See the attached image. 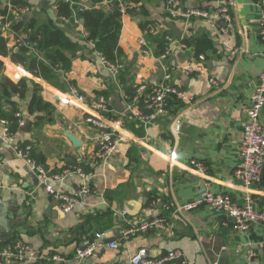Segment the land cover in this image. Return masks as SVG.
Here are the masks:
<instances>
[{
	"label": "crops",
	"instance_id": "0c3cea01",
	"mask_svg": "<svg viewBox=\"0 0 264 264\" xmlns=\"http://www.w3.org/2000/svg\"><path fill=\"white\" fill-rule=\"evenodd\" d=\"M59 1L28 0L29 11L18 15L17 20L30 25L34 32L53 25L79 46L70 69L59 71L62 88L34 76L24 65L15 62L13 54L19 51L16 33L12 27L3 32L9 55L0 57L4 64L0 69V108L10 113L15 104L22 122L11 139L6 137L8 125L0 122V198L12 203L16 211L8 236H4L5 229L0 226V242L22 241L47 257L66 259V262L45 260L36 264H131L140 250H145L150 259L180 251L182 264H264L263 225H254L249 233L242 234L224 227L223 217L208 207L180 211L208 188L239 202L250 194L256 209L264 210V167L261 181L249 191L235 176L241 163L245 108L264 71V42L259 23L264 0H226L230 2L233 17L227 33L222 32L223 21L209 23L199 17L170 19L165 0H127L128 12L119 13V45L124 52V67L129 69L127 87L138 88L145 82L149 92L169 70L173 72L174 83L195 100L194 105H188L173 99L170 115L159 117L149 125L127 111L121 97L122 84L103 66L95 47L87 40L80 13H76L75 23L62 22ZM221 1L177 0L184 10L210 12ZM6 3L0 0V6ZM75 3L84 10L98 9L108 14L119 11L108 0ZM170 23L176 25L181 36L171 30L165 35L171 37L172 48L168 58L160 60L162 54H156L157 47L150 36L163 34L169 30ZM146 29L155 30V34L147 37L150 55L144 54L139 43ZM225 42L237 51L236 55L230 56ZM195 61L204 62L205 76L181 73L182 67ZM210 79L218 84H212ZM6 80L15 85L24 81L23 93L2 97ZM72 87L89 103L101 92L108 94L112 109L109 117L121 122L123 142L107 161L95 160V138L102 131L85 122L87 105H76L74 109L59 106V99L71 96ZM35 97L46 108L32 113L30 106ZM120 102L122 113L115 110ZM137 106L143 105L138 101ZM28 119L29 124L22 130ZM174 120L181 126L177 134L171 130ZM68 134L80 139L82 147L76 148ZM27 146L31 147V158L49 173L77 167L81 155L86 156L90 164L96 165L94 169L90 167L94 172L84 171L85 180L78 174L70 176L62 187L67 193L76 194L88 185L91 193L83 196L71 212L63 213L58 201L40 185L30 165L18 156L15 147ZM72 160L76 163L72 164ZM192 161L202 163L205 171H198ZM160 216L173 224L174 236L150 231L120 241L116 249L105 245L96 256L83 260L75 257L77 248L94 243L97 233H108L110 238L105 241L108 244L110 239L117 241L121 230ZM251 253L254 256L248 260ZM179 260L170 264H178Z\"/></svg>",
	"mask_w": 264,
	"mask_h": 264
},
{
	"label": "built area",
	"instance_id": "2783aa9c",
	"mask_svg": "<svg viewBox=\"0 0 264 264\" xmlns=\"http://www.w3.org/2000/svg\"><path fill=\"white\" fill-rule=\"evenodd\" d=\"M66 3H71L73 11V17L76 21L78 19L77 12L82 13L84 8L80 7L75 2L70 0H64ZM117 2L119 7V13L125 15L128 12L127 0H108V2ZM167 15L172 20L190 19L192 17H199L206 20L209 23L216 21H223L226 26L222 28L223 33H227L228 29L232 26V13L230 10V2L222 0L220 6L214 11H205L198 9L184 10L180 7L177 0H165ZM29 11V8L23 9L20 14H25ZM13 15L19 14L15 10H11ZM62 22L70 23V18L62 17ZM260 38L264 42V13L260 18ZM11 22L5 24V29L10 28ZM155 34L154 29H146L143 31V35L140 38V45L143 48V52L146 55L151 54L147 37ZM87 37V35H86ZM165 52L159 56L160 60L168 58L171 53L172 42L171 37H165ZM90 43L95 47L93 41ZM18 46L32 47L29 41L18 40ZM226 50L233 57L236 55V50L231 48L228 42H225ZM101 62L106 67L113 77L117 80L122 69V66L110 63L101 53H98ZM204 60V59H202ZM166 74L160 82H157L151 91H147V84L143 82L137 89L135 96H130L125 93L121 94L122 100L126 102L127 111L132 114L139 122L144 125H149L156 121L159 117L169 116L171 113V102L173 99H177L181 103L188 105H194V97L186 90L177 86L173 81V72L166 70ZM181 73L185 75H206V66L203 61L190 62L186 66L180 69ZM212 84L218 83L210 79ZM71 96L63 97L59 99V106L63 109H74L76 105H87L88 114L85 118V122L97 130L102 131L100 136L95 138L97 142V151L95 153V160L97 163L107 161L116 152L117 147L123 142V137L120 133L121 122L119 120H113L109 117L112 112L109 100L105 96H99L91 103L87 102V99L82 95L76 87L71 88ZM145 93V94H144ZM144 95V96H143ZM142 97V99H141ZM73 101H72V99ZM141 99V100H140ZM140 101L143 106L141 108L137 106V102ZM264 112V71L261 73L258 84L256 85L250 102L245 108L246 122L244 126L243 138L240 145L241 163L235 170V176L240 181L242 187L249 191L254 185L261 181L264 167V122L262 121ZM6 127L7 121L2 120ZM181 129L179 123L176 120L172 123L171 130L174 134H177ZM104 130H107L105 132ZM6 137L11 139V134L6 130ZM15 150L19 157L24 158L30 165L32 172L37 177L40 185L45 191L55 198L63 213L71 212L74 207L81 201L82 197L91 193V189L88 185H84L80 192L76 194L67 193L62 183L66 178L78 174L84 180L87 179V174L80 167H73L65 169L58 173H49L44 166L36 163L30 156L31 147L27 146L24 149L15 147ZM198 171L204 172L205 167L198 161H192ZM205 206L215 211L223 217L222 225L224 227L231 228L232 230L247 234L254 225L261 224L264 226V210H258L255 206V201L250 194H247L244 201L239 202L234 200L228 195H222L213 192L209 188L206 189L198 199H195L188 205L180 208V211H190L192 209ZM125 215V213H124ZM150 231H163L170 236H174V226L169 222L167 217H156L148 220L139 225H131L129 228L123 229L118 234L117 241L105 244L109 239L108 233H97L95 236V242L89 245L79 246L76 250V259L83 260L89 257L96 256L97 251L107 245L111 249H116L119 246V242L122 240H129L130 238L141 234L148 233ZM115 240V241H114ZM180 251L170 252L158 259H150L145 250H140L135 255L131 264H170L174 263L181 258ZM254 255L251 253L248 256L250 260ZM45 260H52L58 262H66V259L60 256L47 257L44 253L35 251L30 245L22 242L15 241L6 247L0 249V264H36Z\"/></svg>",
	"mask_w": 264,
	"mask_h": 264
},
{
	"label": "trees",
	"instance_id": "16d2710c",
	"mask_svg": "<svg viewBox=\"0 0 264 264\" xmlns=\"http://www.w3.org/2000/svg\"><path fill=\"white\" fill-rule=\"evenodd\" d=\"M95 1L103 2L107 0ZM70 2H77V0H70ZM110 4H116L118 8L117 2L110 1ZM25 8H29L28 0H8L5 5L0 6V57H7L9 55V49L3 37V32L5 24L11 22L17 40L29 41L32 44V47H19L17 43L16 46L19 48V51L13 54L12 58L14 61L24 65L34 76L43 78L57 88H62L59 71L61 69L65 71L70 69L71 61L76 57L77 51L80 48L72 44L65 33L53 25L42 26L34 32L30 25H25L22 21L18 22L17 16L13 15L11 10L13 9L21 15L20 12ZM58 10L60 18L67 17L70 18V23H75L71 3L60 0ZM79 17L84 20L87 40L94 42L95 50L101 53L110 63L122 66L118 76V80L122 84V91L132 97L135 96L138 88L127 87L129 69L124 67V52L119 45L121 21L118 9L113 14H108L104 10L98 9L84 10L79 14ZM143 28L145 27L143 26ZM170 33V30H166L163 34L150 36V41L156 44L157 55L165 52V35ZM65 52L71 55V59L66 56ZM3 65V61L0 60V69L3 68ZM23 83L24 81L19 85H15L6 80L3 85L2 97H10L12 93L22 94ZM99 96H105L108 99L106 92H101ZM45 108L46 105L35 97L30 106V112L33 113L36 110ZM0 118L7 121L8 130L11 135H14L18 131L22 122L20 111L15 104H13V109L10 113H6L0 108ZM76 166L82 168L86 173L94 172L89 165L77 164ZM10 243L0 242V249Z\"/></svg>",
	"mask_w": 264,
	"mask_h": 264
},
{
	"label": "water",
	"instance_id": "95a60500",
	"mask_svg": "<svg viewBox=\"0 0 264 264\" xmlns=\"http://www.w3.org/2000/svg\"><path fill=\"white\" fill-rule=\"evenodd\" d=\"M7 1L8 0H1L2 3H6ZM225 26H226V24H225ZM167 28L169 30L175 32L179 37L181 36V33H180L179 29H177V27H176V25L174 23L168 24ZM115 110H116V112H119V113L123 112V110L121 109V102L118 103V105L115 108ZM28 124H29V119L22 126V130H25ZM104 131L107 132V130H104ZM68 138L70 139V141L73 143V145L76 148L82 147V145H83L82 141L80 139H78L75 135L68 134ZM78 162H79V164L89 165L93 169L96 167L95 164H90V162L88 161V159L84 155H81V159ZM71 163L74 164V163H76V161L72 160ZM15 212L16 211L13 209L12 203L3 202L2 199L0 198V226L5 229L6 233H5L4 236H8L11 233L12 218H15ZM11 214H12V217H11ZM111 242H113V240L107 241V243H111ZM183 262H184V259L181 258L179 260L178 264H182Z\"/></svg>",
	"mask_w": 264,
	"mask_h": 264
}]
</instances>
